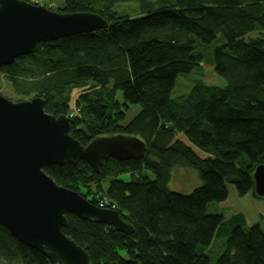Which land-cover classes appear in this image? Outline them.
<instances>
[{
    "label": "trees",
    "instance_id": "16d2710c",
    "mask_svg": "<svg viewBox=\"0 0 264 264\" xmlns=\"http://www.w3.org/2000/svg\"><path fill=\"white\" fill-rule=\"evenodd\" d=\"M95 1L64 0L63 13L97 12L109 20L107 30L40 43L3 67L17 80L34 79L26 86L15 80V86L54 97L90 82L112 85L111 95L80 97L85 119L75 118V125L85 129L72 136L84 146L107 135L146 144L143 158H111L99 172L85 161L45 168L59 186L96 206L107 198L134 227L124 234L67 214L64 233L93 264H264L259 224L250 226L241 213L227 218L209 212L211 204L228 199L229 185L240 197L262 198L253 175L264 165V39L249 35L264 32V0ZM128 3L140 4V18L117 15L115 8ZM204 58L226 85L199 80L174 98L178 78L191 75ZM118 94L124 108L138 107L131 121ZM68 110L47 106L51 115ZM182 167L197 170L202 182L188 195L169 188L173 170ZM124 174L130 181L120 179ZM222 236L226 249L213 263L206 249ZM0 264L53 263L0 224Z\"/></svg>",
    "mask_w": 264,
    "mask_h": 264
},
{
    "label": "water",
    "instance_id": "95a60500",
    "mask_svg": "<svg viewBox=\"0 0 264 264\" xmlns=\"http://www.w3.org/2000/svg\"><path fill=\"white\" fill-rule=\"evenodd\" d=\"M97 12H57L25 0H0V70L31 55L40 43L104 31ZM46 100L14 101L0 93V224L53 264H93L90 254L64 233L67 214L124 234L134 232L120 212L102 209L59 186L45 168L85 161L96 172L104 161L138 160L146 144L136 137H98L87 146L71 133L75 119L45 111ZM255 192L264 198V165L255 169Z\"/></svg>",
    "mask_w": 264,
    "mask_h": 264
},
{
    "label": "rangeland",
    "instance_id": "374dc122",
    "mask_svg": "<svg viewBox=\"0 0 264 264\" xmlns=\"http://www.w3.org/2000/svg\"><path fill=\"white\" fill-rule=\"evenodd\" d=\"M33 5H43L53 11L62 12L65 8L64 0H25ZM93 2H96L93 0ZM96 4V3H95ZM97 6V5H95ZM96 11L100 10V5L96 8ZM117 15L128 16L132 19H137L141 17L140 12V4L139 3H128V4H120L116 8ZM249 37L253 38H263L264 39V32L257 31L249 35ZM217 48V46H215ZM206 59V60H205ZM207 59L204 58L202 60L200 67L196 69L191 75L188 76H180L176 83V88L173 93V97H182L189 93V91L193 88L195 83L199 80L211 85H219L225 86L226 83L223 79H221L214 68V64L209 62ZM14 76L12 74H8L7 71L0 70V93L14 101L20 100H32L33 98H44L46 100L45 104V111L47 112V106L51 104H58L62 105L65 104L69 109L68 112L65 114L69 118L73 119H80L84 122L85 116L82 113V109L80 108L81 105H78L77 102L79 99L81 100V96L92 92V94L105 97L106 95H111L113 92V86L110 85L106 88L101 87L95 83H88L84 87H69L66 92L59 94L58 96H50L45 91H40L37 89H23L21 87L15 86ZM30 80H34L32 78L23 79V81L17 80V84L26 86ZM39 80V79H38ZM114 93V92H113ZM117 93V92H116ZM117 103L120 106V110L123 112L122 109L126 111V118L128 121H131L138 113V107H131V108H124L123 107V98L121 94L116 95ZM116 96L115 99H116ZM47 100L49 101V105H47ZM58 112L54 113V116H57ZM53 115V114H52ZM76 128L78 130L85 129V126L73 127L72 132H76ZM72 135V133H71ZM118 135V134H115ZM114 135H107L106 137H111ZM121 180L130 181L131 176L129 174H124L120 177ZM109 182H105L104 186H101V189H106ZM202 184L200 174L197 170L189 167H182V168H175L172 173V177L170 180L169 188L173 192L181 193V194H191L196 188L200 187ZM93 186V184H91ZM229 197L225 202L222 203H214L209 206V212L216 215H223L227 218L231 217L234 214L241 213L246 217L248 224L255 225L259 224L262 229L264 230V199H256L252 194L247 195L246 197H240L236 188L233 185L228 186ZM102 199V196L99 200ZM108 209V208H105ZM219 239H214L211 246L206 249V253L210 257L211 261L214 263L220 257V255L226 249V242L227 237L222 236V238L218 237Z\"/></svg>",
    "mask_w": 264,
    "mask_h": 264
},
{
    "label": "built area",
    "instance_id": "2783aa9c",
    "mask_svg": "<svg viewBox=\"0 0 264 264\" xmlns=\"http://www.w3.org/2000/svg\"><path fill=\"white\" fill-rule=\"evenodd\" d=\"M99 207L102 208V209L108 208V209H111V210H117L116 205L113 204V203H110L108 201V199L105 198V197H103L102 199H100V201H99Z\"/></svg>",
    "mask_w": 264,
    "mask_h": 264
},
{
    "label": "bare ground",
    "instance_id": "6f19581e",
    "mask_svg": "<svg viewBox=\"0 0 264 264\" xmlns=\"http://www.w3.org/2000/svg\"><path fill=\"white\" fill-rule=\"evenodd\" d=\"M12 100V99H11ZM78 193V192H77ZM81 195V194H80ZM84 197V196H83ZM87 199V198H86ZM88 200V199H87ZM89 202H91L90 200H88ZM99 207V206H98Z\"/></svg>",
    "mask_w": 264,
    "mask_h": 264
}]
</instances>
